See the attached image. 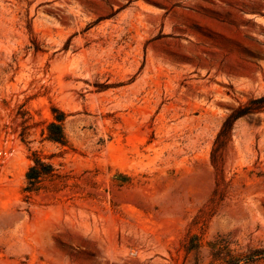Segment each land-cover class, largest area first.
<instances>
[{"label":"rangeland","instance_id":"obj_1","mask_svg":"<svg viewBox=\"0 0 264 264\" xmlns=\"http://www.w3.org/2000/svg\"><path fill=\"white\" fill-rule=\"evenodd\" d=\"M261 95L264 0H0V264H264Z\"/></svg>","mask_w":264,"mask_h":264},{"label":"trees","instance_id":"obj_2","mask_svg":"<svg viewBox=\"0 0 264 264\" xmlns=\"http://www.w3.org/2000/svg\"><path fill=\"white\" fill-rule=\"evenodd\" d=\"M52 111L54 114L53 120L50 121L45 126V130L42 131L43 138L58 143L61 146L71 148L62 130L61 121L63 118L60 116L61 112L56 108H52ZM260 111H264V95L251 98L246 103L239 104L232 108L223 119L215 141H223L229 137L233 123L236 119ZM30 159L31 164L25 172V185L23 187L26 198H29L32 193L40 189L48 188L49 183L54 182L55 180L62 184L65 183V175L58 173L53 164L49 161L43 160L36 150L31 151ZM255 252L264 253V248L257 249Z\"/></svg>","mask_w":264,"mask_h":264}]
</instances>
